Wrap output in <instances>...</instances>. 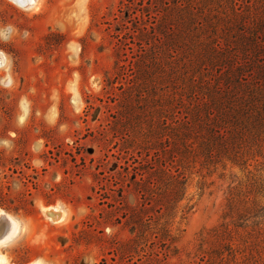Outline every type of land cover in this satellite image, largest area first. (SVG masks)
I'll use <instances>...</instances> for the list:
<instances>
[{
	"label": "rangeland",
	"instance_id": "rangeland-1",
	"mask_svg": "<svg viewBox=\"0 0 264 264\" xmlns=\"http://www.w3.org/2000/svg\"><path fill=\"white\" fill-rule=\"evenodd\" d=\"M173 1L0 0V28L15 29L0 39V230L18 224L15 237L0 240L8 264H208L223 224L237 264H264V216H226L228 200H246L254 181L264 206V147L247 166L181 167L177 240L164 248L151 230L136 237L163 205L135 191L133 176L147 178L152 162L126 135L134 115L144 120L136 96L159 92V75L171 90L192 74L189 62L169 59L174 50L187 61L194 49ZM182 2L206 13L220 0Z\"/></svg>",
	"mask_w": 264,
	"mask_h": 264
},
{
	"label": "trees",
	"instance_id": "trees-1",
	"mask_svg": "<svg viewBox=\"0 0 264 264\" xmlns=\"http://www.w3.org/2000/svg\"><path fill=\"white\" fill-rule=\"evenodd\" d=\"M173 3L189 25L194 49L187 61L178 59L174 50L169 59L181 62V67L189 62L192 74L181 83L178 78L171 90L159 75V92L153 87L137 94L136 100L144 102V120L134 115L133 130L126 133L138 152L152 161L142 164L150 169L147 178L133 176L138 186L135 191L143 200L163 202L157 210L160 219L138 224L136 237L145 239L151 230L164 248L177 240L172 226L178 203L185 197V176L180 168L192 164L209 168L227 161L247 166L264 147V139L258 138L264 132V7L252 0H220L205 13L204 8L195 12L198 7L190 2ZM152 62L161 64L159 56ZM200 64L212 65L215 74H197ZM262 189L254 181L246 200L230 198L226 216L237 215L239 220L264 216V206L257 199ZM164 216L169 220L161 224ZM228 231L224 224L213 230L208 264L238 263L236 249L227 241Z\"/></svg>",
	"mask_w": 264,
	"mask_h": 264
},
{
	"label": "bare ground",
	"instance_id": "bare-ground-1",
	"mask_svg": "<svg viewBox=\"0 0 264 264\" xmlns=\"http://www.w3.org/2000/svg\"><path fill=\"white\" fill-rule=\"evenodd\" d=\"M31 4H34V3H25L24 6H28V5H31ZM30 7V6H28ZM2 56V55H1ZM4 59V58H3ZM1 60V58H0ZM4 61V60H3ZM3 216H6V213L5 211H3L2 209H0V219L3 217ZM8 220V218H7ZM4 223V222H3ZM6 224V223H4ZM2 225V224H1ZM7 225V224H6ZM2 227V226H1ZM0 227V228H1ZM18 231V224L15 220L13 219H9L8 220V225L6 228L4 229H1L0 230V240L1 241H6V240H10L12 239L13 237H15L16 233ZM0 264H8V261L6 260V258L2 255H0ZM31 264H37V263H31Z\"/></svg>",
	"mask_w": 264,
	"mask_h": 264
},
{
	"label": "clouds",
	"instance_id": "clouds-1",
	"mask_svg": "<svg viewBox=\"0 0 264 264\" xmlns=\"http://www.w3.org/2000/svg\"><path fill=\"white\" fill-rule=\"evenodd\" d=\"M15 31L12 25H5L3 28H0V39L7 40L11 34ZM27 35V33H25ZM7 146V142H3Z\"/></svg>",
	"mask_w": 264,
	"mask_h": 264
}]
</instances>
